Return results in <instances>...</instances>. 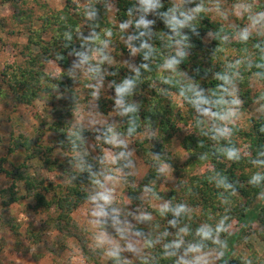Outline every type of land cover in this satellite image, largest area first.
I'll return each mask as SVG.
<instances>
[{"label":"trees","instance_id":"16d2710c","mask_svg":"<svg viewBox=\"0 0 264 264\" xmlns=\"http://www.w3.org/2000/svg\"><path fill=\"white\" fill-rule=\"evenodd\" d=\"M224 2L244 6V17L233 25L217 18L218 0H111L113 9L109 0H64L61 6L0 0L10 8L11 34L26 36L24 44H13L0 71V101L36 116L44 102L50 112L41 121L45 130L12 135L9 153L0 154V177L11 180L0 187L4 211L33 200L27 208L65 232L92 202L90 188L101 186L109 172L105 156L88 150L93 130L72 120L77 105L93 98L99 113L117 120L103 128L102 142L114 137L123 147L128 141L147 168L140 181L125 176V210L137 213L150 198L162 203L133 226L142 243L138 254L118 250L109 264H203L199 254L209 251L220 253L218 264H264L253 247L248 256L235 250L247 227L264 224V116L245 128L232 115L248 114L257 100L264 104V0ZM5 22L0 19V29ZM124 56L133 58V67ZM47 132L56 134L49 143L42 139ZM177 139L180 157L172 152ZM3 143L0 132V148ZM56 145L65 158L56 155ZM14 154L20 159L13 161ZM34 162L64 180H45ZM170 168L177 180L163 191ZM7 226L20 247L19 225ZM28 233L36 243L45 234L44 228ZM6 247L1 237L0 256Z\"/></svg>","mask_w":264,"mask_h":264},{"label":"rangeland","instance_id":"374dc122","mask_svg":"<svg viewBox=\"0 0 264 264\" xmlns=\"http://www.w3.org/2000/svg\"><path fill=\"white\" fill-rule=\"evenodd\" d=\"M48 1L52 5L61 6L64 0ZM218 1L220 7H217L214 11L217 18L233 25L236 23V17L239 18L238 20L244 17V6L240 5L233 9L227 6L224 0ZM110 2L111 0H109ZM109 6L112 8L111 3ZM9 14L10 8L8 5L0 7V19L6 18L5 23L8 24V27L0 29V71L10 61L13 44L22 45L26 42L25 35L13 36L11 34L12 23ZM258 27H260L258 24L252 25L253 29ZM123 60L133 67L132 57L124 56ZM82 75L85 76L86 73H82ZM98 86L105 85L102 81H98ZM236 89V86L232 88V94L241 104ZM259 89L260 85H255V90L258 91ZM82 95L85 96L86 92H82ZM85 98L87 99V97ZM175 99L182 106V101ZM87 100L86 103L77 105L78 108L74 112L72 123L75 127L93 130L94 137L88 139V150L96 158H100L102 154L105 156L103 160L105 163L104 168L108 169L109 174H105L101 186L90 188L92 202L81 207L74 214V223L65 232L51 224L48 215H38L31 208H27L28 204L34 206L35 202L33 200L15 204L8 211H4L0 202V238L2 237L7 242V247L0 256V264H109L110 258L118 250L127 256L136 255L140 251L142 243L133 231V226L148 216L147 212L150 207L159 208L162 203L156 201L155 198H150L145 207L136 211L137 213H134L133 209L125 210L123 206L125 176L132 174L135 176L136 181H140L144 177L147 168L128 141L123 142L125 144L123 147L119 146L120 141L115 140L114 137L111 141H106V144L102 142L103 128L110 124L114 127L117 120L114 115L109 117L99 113L93 98ZM49 113L45 109L44 102L38 104L35 113L38 115L36 116L32 115L24 106L14 104L12 101H0V132L4 140V146L0 148V154L9 153L12 135L19 136L23 134L32 137L36 136L39 130H45L46 127L42 126L41 121L42 119H48L46 115ZM232 115L235 117L233 119L234 123L246 128L250 125L251 118L264 116V104L257 100L250 106L248 114L246 112L237 113V110H233ZM48 121L50 126L54 123L53 118ZM182 128L187 130L189 127L188 125H182ZM55 136L56 134L47 132L46 135L42 136V139L49 143L55 139ZM172 152L177 157L184 154L178 139L173 143ZM55 153L61 158L66 157L59 145L55 146ZM18 158L20 159L18 154L11 155L13 161ZM34 166L36 167L35 171L43 174L45 180H64L63 175L59 173L53 176L47 170H43L39 163L34 162ZM125 168H128L127 172L124 171ZM176 180L177 176L170 168L166 180L161 185V190L164 191L167 185L174 184ZM10 182L11 180L8 178L0 177V187H9ZM11 222L19 225L20 247L16 246L15 235L10 231L11 228L7 226ZM31 224L33 226H30ZM41 228H44L45 234L42 236V242L36 243L35 237H32L28 230L38 231ZM249 247H253L260 256H263L264 224L254 223L246 228L242 239L235 246L236 255L248 256L251 250ZM96 250H104V256L102 259L97 258L89 261L86 257L87 252ZM199 259L203 264H218L220 253L216 251L203 252L199 254Z\"/></svg>","mask_w":264,"mask_h":264},{"label":"clouds","instance_id":"9594fccd","mask_svg":"<svg viewBox=\"0 0 264 264\" xmlns=\"http://www.w3.org/2000/svg\"><path fill=\"white\" fill-rule=\"evenodd\" d=\"M228 155H229L230 157H232V156L235 155V153H234V152H229ZM254 179H255V180H259L260 177H259V176H255Z\"/></svg>","mask_w":264,"mask_h":264}]
</instances>
